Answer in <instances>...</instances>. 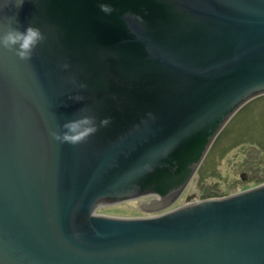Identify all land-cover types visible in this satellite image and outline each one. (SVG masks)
<instances>
[{"label":"water","instance_id":"95a60500","mask_svg":"<svg viewBox=\"0 0 264 264\" xmlns=\"http://www.w3.org/2000/svg\"><path fill=\"white\" fill-rule=\"evenodd\" d=\"M16 2L0 34L45 41L29 61L0 49V264H264V182L173 206L264 94V0ZM83 116L111 123L53 138ZM147 196L151 214L97 212Z\"/></svg>","mask_w":264,"mask_h":264},{"label":"rangeland","instance_id":"374dc122","mask_svg":"<svg viewBox=\"0 0 264 264\" xmlns=\"http://www.w3.org/2000/svg\"><path fill=\"white\" fill-rule=\"evenodd\" d=\"M262 145H264V94L250 98L232 114L214 138L193 177L173 206L183 203L187 196L190 199L202 198V191L216 190V194L225 195L263 181V159L257 162L254 171L247 172L243 169L248 158L244 156L245 152L254 153L255 160H258L260 156L255 152L261 150ZM241 173H247V178H240ZM145 201V197L124 200L101 206L97 212L110 215H137L142 212L140 202Z\"/></svg>","mask_w":264,"mask_h":264},{"label":"clouds","instance_id":"9594fccd","mask_svg":"<svg viewBox=\"0 0 264 264\" xmlns=\"http://www.w3.org/2000/svg\"><path fill=\"white\" fill-rule=\"evenodd\" d=\"M22 3L23 0H18V2H16V7L19 8ZM101 11L105 14H111L113 9L109 5H101ZM44 41L45 36L38 27L29 25L23 32L18 28H9L7 31L0 34V49L14 51L18 59L21 61H29L34 54V50ZM63 67L67 69L69 65L64 64ZM79 87L84 88L86 85L80 84ZM70 99L81 101L84 98L82 96H76L70 97ZM110 123L111 118L109 117L101 119L97 125L95 117L83 116L81 118L65 122L62 125L63 131L59 133L53 132L51 134L54 139L62 143L75 145L86 141L87 138L94 135L99 128L107 127Z\"/></svg>","mask_w":264,"mask_h":264},{"label":"trees","instance_id":"16d2710c","mask_svg":"<svg viewBox=\"0 0 264 264\" xmlns=\"http://www.w3.org/2000/svg\"><path fill=\"white\" fill-rule=\"evenodd\" d=\"M263 146V148L260 150L259 149V151L258 152H255V153H258V155L260 156V158H258V160H255V154L254 153H247V152H245V154H244V156H248V158H247V160H246V163L248 164V166H246V167H244L243 169H247V167H253V166H257L258 165V161L259 160H261V159H263L264 160V157H263V151H264V145H262ZM256 147H258V146H256ZM259 148V147H258ZM261 182V181H260ZM257 183H259V182H257ZM201 186V185H200ZM216 190H214V191H209V192H207V191H202L201 192V195H203L202 197H204V196H210V195H212V196H218V195H221V194H216ZM210 194V195H209Z\"/></svg>","mask_w":264,"mask_h":264},{"label":"flooded vegetation","instance_id":"af4514ba","mask_svg":"<svg viewBox=\"0 0 264 264\" xmlns=\"http://www.w3.org/2000/svg\"><path fill=\"white\" fill-rule=\"evenodd\" d=\"M246 166H248L247 163L245 164L244 167H246ZM256 167H257V166L247 167L246 171H247V172H249V171H254V170L256 169ZM247 176H248L247 173H241V174H240V178H247ZM261 182H264V180L261 181ZM259 183H260V182H259ZM256 184H258V183H256ZM254 185H255V184H254ZM252 186H253V185H252ZM249 187H251V186H249ZM244 188H245V187H244ZM244 188H243V189H244ZM246 188H247V187H246ZM145 198H146V200H148V199L150 198V196H147V197H145ZM177 205H178V204H177ZM174 206H176V205H174ZM172 207H173V206H172ZM141 210H142V209H141ZM147 214H151V213L142 210V212H141L140 214H137V215H138V216H143V215H147Z\"/></svg>","mask_w":264,"mask_h":264}]
</instances>
